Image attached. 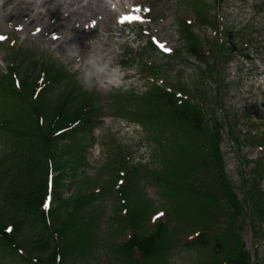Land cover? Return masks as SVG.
Wrapping results in <instances>:
<instances>
[{
    "label": "rangeland",
    "instance_id": "rangeland-1",
    "mask_svg": "<svg viewBox=\"0 0 264 264\" xmlns=\"http://www.w3.org/2000/svg\"><path fill=\"white\" fill-rule=\"evenodd\" d=\"M18 1L11 0L17 8L15 12L5 3L6 0H0V36L7 37L0 41V75L10 64L17 67L16 79L27 70V73L34 72V76L47 69L62 71L65 81L47 88L50 92L47 100L65 92L67 81L72 78L76 85L91 92L94 103L104 116L84 144L66 150L67 153L57 158L65 164L64 171L68 173L63 174L62 187L56 189V194L52 193L50 207L73 196L79 189L86 194V191L106 188L109 183L115 189L120 187V182H116L117 176L111 172L114 163L118 172L124 171L126 177L135 172L130 176L131 184L136 182V186L132 185L135 192L141 193V198L149 204L150 212L159 214L156 220L153 219L155 214L150 215L145 228L150 229L154 223L168 220L170 226L177 230V237V234L165 237L171 247L158 256L155 264H200L207 260L209 253L185 247L194 231L184 235L176 221L182 218L185 210L177 204L189 197L182 198L164 186L166 177L172 176L176 168L181 167L182 159L185 162L188 158L187 150L179 149V146H189V142L180 144L185 139L179 132L177 118L169 120V114L153 127L147 122L146 114L139 110V104L114 101V98L125 92L142 97L153 85H161L177 97L188 100L186 102L192 107H198L205 132V137L202 136L199 142L200 148L207 147L206 140L212 137L214 122L218 123L221 126L219 146L225 175L239 201L242 200L241 185L244 180L251 179V163L264 156V147H259L264 141V95L256 91L259 83L250 73L256 64L264 65V0H119L118 12L112 11L108 19L99 21L87 36L84 35V23L92 18L96 20L93 17L96 13H85L82 9L80 16L70 18V26L66 29H56L52 26L55 23L51 22L57 20L47 15L48 10L62 11V16L66 15L63 11L76 10L79 4L55 2L46 10H40L46 17L40 15L38 25L35 23L27 28L19 24V21L25 24L28 20L24 19V11H20L21 6L16 4ZM128 2L134 4L133 7H127ZM137 8L140 12L136 11ZM119 13L139 16L141 20L122 28L118 24ZM29 20L32 21L31 16ZM180 20L187 22L197 40L198 58L189 55L187 43L181 35ZM68 23L62 24L66 26ZM37 26L42 31L38 28L40 33L33 37ZM105 36L109 39L107 48L113 54L104 58L106 73L98 76L96 70L89 71L86 65L94 58L93 49L102 44ZM53 37L57 41H53ZM150 45L154 46L153 50H150ZM18 50L35 64H22L21 57L13 62V55ZM121 77L128 80L121 90L111 89L104 82ZM130 84H133V89L129 91ZM11 110L4 108L7 113ZM137 110L138 117L130 121L126 113ZM9 142V138L0 135V156ZM55 143L53 152L58 153L62 146L60 141ZM206 160L203 156L206 169L199 167L198 173L194 172L191 178L197 186L207 183L213 187L210 162ZM197 162L201 163V158ZM261 188L264 192V180ZM108 192L105 190L101 198L80 213L84 222L91 217L96 219L95 240L87 250L88 254L75 250L68 253L63 264H111L109 241L118 227L112 217L118 211L119 198L116 200ZM207 212L212 214L213 209ZM225 219L230 222L228 217ZM242 222L245 229L241 240L251 264L264 263V220L257 223L255 237L250 234L246 217ZM37 234L25 231L24 239H32ZM128 237L129 233L123 234L121 242ZM29 255L23 252L20 257H9L0 249V264H26L23 259Z\"/></svg>",
    "mask_w": 264,
    "mask_h": 264
},
{
    "label": "trees",
    "instance_id": "trees-1",
    "mask_svg": "<svg viewBox=\"0 0 264 264\" xmlns=\"http://www.w3.org/2000/svg\"><path fill=\"white\" fill-rule=\"evenodd\" d=\"M184 33L191 52L198 55L190 31L185 29ZM11 86H13V79L9 75L8 79H3V82L0 83V94L8 95ZM25 92L26 89L22 88L20 92L13 94L22 97ZM76 97H78L75 98L77 102L65 100L66 105L63 108L66 110L62 107L54 110L50 123L47 126L45 124L43 128L37 121L39 112L35 108H32L25 120L17 117L7 119L1 116L0 118V132L7 133L15 139L14 148L10 150L12 152L5 155L0 161V166L2 165L0 167V247L8 255H16L20 251L39 254L26 259L27 264H58L59 256L63 259L68 256V253L75 250L81 254H88L87 250L94 242L93 229L96 219L91 217L84 222V217L80 213L91 203L101 198L105 190L113 194L116 200L122 198L124 203L119 205L118 211L130 206L129 218L133 215L142 216L146 208L138 199L134 187L130 185L132 182L130 176L132 177L135 173L133 171L124 177L126 183L123 178L124 186L118 190L110 187V183L106 184V188H102L101 192L88 195L83 194L82 189H79L70 200L62 202L57 209L51 210L49 213L44 210L48 193L47 180L50 175V164H58L55 169L52 168L59 173L55 179V189L60 187L65 169V164H60L57 160V153H53L49 146L56 139L57 131L69 129L68 133L76 134L91 127L99 117V110L96 109L90 98ZM151 97L155 107L153 111L146 113L150 123L162 121V118H168L169 114V120L178 117L179 126L189 130L187 137L191 138L190 141L194 143L195 137L202 132L200 113L191 108L189 103H184L173 109L176 103L161 91L151 94L149 98ZM41 109H43L42 106ZM55 113H59L57 121L54 120ZM214 134L216 136L212 137L214 140L209 148L210 157L214 159L213 172H211L213 187L202 183L196 190L189 183L193 174L191 172L197 171L200 166V164H196V158H188L187 164L184 163L181 164V167H177L172 176H169L171 180L164 181L165 186L171 189L174 185L172 190L176 195L182 198L189 197L195 203L205 204L204 207L207 209L203 206L200 208L197 224L203 220L207 223L213 221L211 226L214 227H209V230L215 231L214 238L211 239L206 233L209 231L208 229L199 225L202 231L198 229L194 241L189 242L192 247L219 252L225 257L223 264H249V256L240 241L242 226L237 223L246 214V209L252 233H256V224L264 220V195L257 189L256 181H252L251 187L245 191L242 206L225 180L218 150L219 134L217 129ZM191 151L192 156L195 157L198 153L201 154L197 148ZM112 165L115 167L111 169V172H114L117 180L122 179L123 176L118 175V166L114 163ZM257 166L254 175L260 181L264 177V163ZM211 208L213 209L212 214L207 212ZM118 211L115 212V215ZM216 213L222 215L223 223L216 220ZM225 216L229 218L230 222L226 221ZM127 223L134 224L128 219ZM167 223H156L150 233L142 229V225L135 227L136 231L129 240L115 247L116 257L121 264H155V260L161 255L160 251H164L167 247V243L163 239L170 227V223ZM187 225L191 231L198 227L196 225L193 228L189 223ZM9 228L12 229L11 232L8 231ZM25 231L38 234L32 239L25 240ZM50 250L51 252H49ZM135 254L138 255L139 260ZM206 264L217 263L207 262Z\"/></svg>",
    "mask_w": 264,
    "mask_h": 264
},
{
    "label": "bare ground",
    "instance_id": "bare-ground-1",
    "mask_svg": "<svg viewBox=\"0 0 264 264\" xmlns=\"http://www.w3.org/2000/svg\"><path fill=\"white\" fill-rule=\"evenodd\" d=\"M78 1L80 4L79 8H77L76 10H73L70 13L68 11H65L68 13L67 17H65V18L62 16L57 17L58 12H61V11L48 10L47 15L49 16L50 19L57 17V19H61L62 21H65L67 23L70 21L71 17H73V16L75 17L77 15L80 16V14H81L80 11L82 9H85V11H84L85 13H90V14L96 13V14H93V17H95L97 19L100 17V19L102 20L104 17L107 16L106 11H108V10H107L106 4L108 3V1L111 2L112 0H99V2L96 1V3H94V1L85 3V0H78ZM55 2L60 4V0H29L27 3L21 2L20 6H22V5L26 6L24 11L27 14H30L31 19H32V21L28 20V23L25 26L28 28L32 24H35V23H37V25H38V22H39L38 18L41 15L40 13H38V9L42 5H45V4L52 6V5H54ZM108 12H110V11H108ZM24 19L27 20L28 16H26ZM89 22L90 21H86V23H84V25H87ZM19 24L24 25V21H19ZM52 26H56V25H52ZM69 26L70 25H68L67 27H69ZM67 27H61V28L66 29ZM37 28H38V26H37ZM45 28H49V27H45ZM86 28H87V30L90 29L89 27H86ZM105 38L106 39L103 40L102 44L99 47H97L96 49H93V53L95 55H94V58L92 59L93 61L88 64V65H92V67H94V68H98V72H99V74L97 73L98 75L103 74V71L105 68L103 65L104 58L112 55V52L110 50H108V48H107L108 44H109V42H108L109 39L107 38V36H105Z\"/></svg>",
    "mask_w": 264,
    "mask_h": 264
},
{
    "label": "snow or ice",
    "instance_id": "snow-or-ice-1",
    "mask_svg": "<svg viewBox=\"0 0 264 264\" xmlns=\"http://www.w3.org/2000/svg\"><path fill=\"white\" fill-rule=\"evenodd\" d=\"M139 10L140 9H138V8L136 9V11H139ZM140 20H141V18L139 16L131 15V16H125V17H123L121 19V23H124L125 21H140ZM37 31H39V29ZM53 38L56 39V37H53ZM5 39H7V37L0 36V41H4ZM161 47L163 48L164 46L161 45ZM46 207H47V205H46ZM161 215H163V214L161 213ZM8 231L11 232L12 229L9 228Z\"/></svg>",
    "mask_w": 264,
    "mask_h": 264
}]
</instances>
